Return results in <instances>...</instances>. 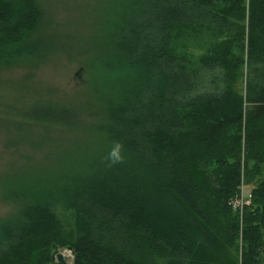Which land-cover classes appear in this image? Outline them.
<instances>
[{
    "label": "trees",
    "instance_id": "trees-1",
    "mask_svg": "<svg viewBox=\"0 0 264 264\" xmlns=\"http://www.w3.org/2000/svg\"><path fill=\"white\" fill-rule=\"evenodd\" d=\"M116 14L99 122L79 128V110L51 102L21 118L0 101L16 143L86 140L77 152L59 141L54 160L22 155L19 175H0V198L15 208L0 219V264H55L53 244L73 264H264V0H122ZM49 23L39 0H0V69L40 61ZM232 28L238 37L200 62L220 78L192 96L202 82L176 48ZM24 123L43 135L30 140ZM114 142L123 162L110 164ZM242 184L250 203L234 208Z\"/></svg>",
    "mask_w": 264,
    "mask_h": 264
},
{
    "label": "rangeland",
    "instance_id": "rangeland-1",
    "mask_svg": "<svg viewBox=\"0 0 264 264\" xmlns=\"http://www.w3.org/2000/svg\"><path fill=\"white\" fill-rule=\"evenodd\" d=\"M47 12L50 21L44 37L39 46H35V53L40 61H35L22 66H12L0 69V101L15 104L20 108L19 113H13L21 118H30L35 109L59 103L72 109L79 110L82 122L79 128L88 127L92 123L99 122L102 118L103 108L108 93V78L105 67L107 59H112L109 50L108 39L115 28L116 13L122 0H39ZM246 4H248L246 2ZM241 30V28H239ZM236 28L224 31L212 36V31L207 30L203 36L185 41L176 48V52L185 56L188 60L189 70L197 73V78L202 83L192 93H207L212 87L213 78H220L219 70L204 69L200 62L203 57L215 53L217 43L227 38H233ZM247 29L245 28V34ZM238 37V31L236 33ZM241 41V40H240ZM244 47L237 46L235 54L241 55L246 49L247 38L245 36ZM52 51L51 54L48 53ZM23 57V56H22ZM20 58L19 61H28L29 57ZM249 69L244 67V77L248 76ZM140 74H134L133 78H119V81L131 82L139 78ZM244 86L243 79L239 83V89ZM118 88H114L115 93ZM56 106V105H55ZM1 109V108H0ZM24 116H23V115ZM1 117V115H0ZM9 116L0 118V175L20 174L15 164L21 162L22 155H34L36 160H43L48 156L56 159L60 154L63 143L71 152H77L86 142L79 137H71L68 133H52L56 138L47 149L42 147L35 151L29 146L28 141L15 142V130L11 125ZM23 124V130L29 129L24 136L37 139L43 135V131L36 130L32 125ZM10 126V127H9ZM44 130V129H43ZM84 130V129H83ZM86 149V148H85ZM77 150V151H73ZM72 163V162H71ZM27 171V168L25 169ZM34 169L28 172L34 173ZM243 193L248 195L250 190L243 185ZM14 206L5 203L0 198V219L13 213ZM62 218H69L70 214L58 209ZM67 264H73V254L68 248H61ZM264 261V254H263ZM58 264L57 262H54Z\"/></svg>",
    "mask_w": 264,
    "mask_h": 264
},
{
    "label": "clouds",
    "instance_id": "clouds-1",
    "mask_svg": "<svg viewBox=\"0 0 264 264\" xmlns=\"http://www.w3.org/2000/svg\"><path fill=\"white\" fill-rule=\"evenodd\" d=\"M123 145L120 142H114V146L108 153L107 159L110 164H116L123 162V156L121 155Z\"/></svg>",
    "mask_w": 264,
    "mask_h": 264
},
{
    "label": "water",
    "instance_id": "water-1",
    "mask_svg": "<svg viewBox=\"0 0 264 264\" xmlns=\"http://www.w3.org/2000/svg\"><path fill=\"white\" fill-rule=\"evenodd\" d=\"M51 258L52 261L58 264H67L63 252H61L60 248L55 244L52 245Z\"/></svg>",
    "mask_w": 264,
    "mask_h": 264
},
{
    "label": "built area",
    "instance_id": "built-area-1",
    "mask_svg": "<svg viewBox=\"0 0 264 264\" xmlns=\"http://www.w3.org/2000/svg\"><path fill=\"white\" fill-rule=\"evenodd\" d=\"M243 184L241 185V193L240 197L234 200L233 206L234 208L242 206L244 203L249 204L250 203V194H248L246 197L243 194Z\"/></svg>",
    "mask_w": 264,
    "mask_h": 264
},
{
    "label": "bare ground",
    "instance_id": "bare-ground-1",
    "mask_svg": "<svg viewBox=\"0 0 264 264\" xmlns=\"http://www.w3.org/2000/svg\"><path fill=\"white\" fill-rule=\"evenodd\" d=\"M244 194V193H243ZM244 196L246 197L247 195L246 194H244ZM250 197H251V195H250ZM240 208H242V206H240Z\"/></svg>",
    "mask_w": 264,
    "mask_h": 264
}]
</instances>
